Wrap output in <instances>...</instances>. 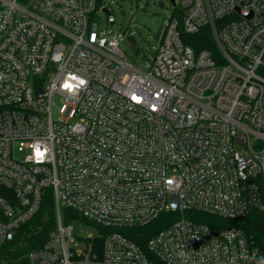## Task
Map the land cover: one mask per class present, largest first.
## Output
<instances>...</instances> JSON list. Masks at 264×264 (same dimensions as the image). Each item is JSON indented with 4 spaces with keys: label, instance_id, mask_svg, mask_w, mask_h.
<instances>
[{
    "label": "built area",
    "instance_id": "1",
    "mask_svg": "<svg viewBox=\"0 0 264 264\" xmlns=\"http://www.w3.org/2000/svg\"><path fill=\"white\" fill-rule=\"evenodd\" d=\"M172 6L140 68L103 35L108 0H0V249L46 191L55 207L40 246L0 264H264L240 230L185 216L264 202V0ZM202 28L216 54L182 40ZM167 214L145 249L122 233Z\"/></svg>",
    "mask_w": 264,
    "mask_h": 264
},
{
    "label": "trees",
    "instance_id": "2",
    "mask_svg": "<svg viewBox=\"0 0 264 264\" xmlns=\"http://www.w3.org/2000/svg\"><path fill=\"white\" fill-rule=\"evenodd\" d=\"M182 40L196 51L207 49L216 54L215 45L208 28H202L193 35H182ZM61 215L65 221L76 220L84 222L78 215L68 210L62 209ZM185 216L198 223L215 228L227 227L238 229L245 235L249 244L257 248L264 255V202L250 207L243 216L233 220H224L196 211H189ZM174 218L175 216L172 214L162 215L148 226L127 229L122 231V233L141 246L142 249H145L147 240L158 231L166 228L168 222ZM54 220L55 207L53 198L50 191H46L37 213L19 229L12 242L0 249V260L16 259L40 246L50 230L53 229Z\"/></svg>",
    "mask_w": 264,
    "mask_h": 264
},
{
    "label": "rangeland",
    "instance_id": "3",
    "mask_svg": "<svg viewBox=\"0 0 264 264\" xmlns=\"http://www.w3.org/2000/svg\"><path fill=\"white\" fill-rule=\"evenodd\" d=\"M108 2L114 15V23L108 28L105 14H101L100 25L103 35L118 39V49L131 64L147 68L157 45V36L173 12V6L168 0H108ZM127 36L135 38L136 47L128 43ZM136 48L140 51L135 55ZM15 152L18 157L26 153L22 149H17ZM64 222L73 223L65 219ZM89 234L95 236L97 230L88 225L79 224L78 235L84 238Z\"/></svg>",
    "mask_w": 264,
    "mask_h": 264
},
{
    "label": "water",
    "instance_id": "4",
    "mask_svg": "<svg viewBox=\"0 0 264 264\" xmlns=\"http://www.w3.org/2000/svg\"><path fill=\"white\" fill-rule=\"evenodd\" d=\"M168 1L170 2L171 5L174 4V0H168ZM143 12H146V10H143ZM124 34H125V32H124ZM126 39H127L128 43H129L132 47H136V41H135V38H134L133 36H127ZM139 51H140V49H139V48H136V49H135V55L138 54Z\"/></svg>",
    "mask_w": 264,
    "mask_h": 264
}]
</instances>
